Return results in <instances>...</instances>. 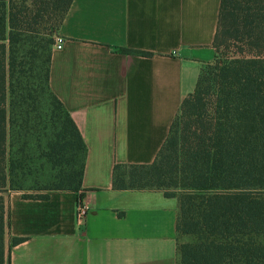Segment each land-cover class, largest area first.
<instances>
[{
  "label": "trees",
  "instance_id": "1",
  "mask_svg": "<svg viewBox=\"0 0 264 264\" xmlns=\"http://www.w3.org/2000/svg\"><path fill=\"white\" fill-rule=\"evenodd\" d=\"M73 1L0 0V264L7 262L3 193L26 190L34 161L51 174L47 192L26 197L66 189L84 201L86 143L50 87L47 30L58 32ZM215 47L156 159L116 164L113 187L178 188L163 191L178 200L179 237H190L179 241V264H264V0H222Z\"/></svg>",
  "mask_w": 264,
  "mask_h": 264
},
{
  "label": "crops",
  "instance_id": "2",
  "mask_svg": "<svg viewBox=\"0 0 264 264\" xmlns=\"http://www.w3.org/2000/svg\"><path fill=\"white\" fill-rule=\"evenodd\" d=\"M221 1H73L57 32L63 48L52 50L50 87L86 143L89 211L80 223L73 190L47 198L5 191L6 264H179L177 198L115 189L113 171L156 159L217 55Z\"/></svg>",
  "mask_w": 264,
  "mask_h": 264
},
{
  "label": "rangeland",
  "instance_id": "3",
  "mask_svg": "<svg viewBox=\"0 0 264 264\" xmlns=\"http://www.w3.org/2000/svg\"><path fill=\"white\" fill-rule=\"evenodd\" d=\"M47 32L53 33L54 39L55 36L57 35V32L55 29L51 28V25L49 26ZM35 165L37 167L34 169V172L28 176L26 182L24 183L25 191L27 194H39V193H45L47 192L45 188V180L48 178V176L51 174V169L48 164L41 165L40 161H34ZM33 162V163H34ZM32 163V165H33ZM164 191H167L169 193H177L178 188L176 187H164ZM190 240V237L187 235H181L179 237L180 242H186Z\"/></svg>",
  "mask_w": 264,
  "mask_h": 264
},
{
  "label": "built area",
  "instance_id": "4",
  "mask_svg": "<svg viewBox=\"0 0 264 264\" xmlns=\"http://www.w3.org/2000/svg\"><path fill=\"white\" fill-rule=\"evenodd\" d=\"M63 44H64L63 37L56 35L54 39L53 47L56 49H61L63 48ZM88 211H89V208L87 207V205H85L84 202H79L77 216H78V221L80 223H83L85 221Z\"/></svg>",
  "mask_w": 264,
  "mask_h": 264
}]
</instances>
